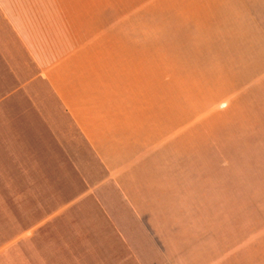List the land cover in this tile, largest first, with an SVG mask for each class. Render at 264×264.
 Masks as SVG:
<instances>
[{
	"label": "rangeland",
	"instance_id": "1",
	"mask_svg": "<svg viewBox=\"0 0 264 264\" xmlns=\"http://www.w3.org/2000/svg\"><path fill=\"white\" fill-rule=\"evenodd\" d=\"M213 6L85 0L89 25L133 27L137 48H152L169 142L164 121L153 155L123 178L128 193L63 213L19 188L0 155V264H264V120L242 99V69L226 63L237 51L224 48Z\"/></svg>",
	"mask_w": 264,
	"mask_h": 264
},
{
	"label": "crops",
	"instance_id": "2",
	"mask_svg": "<svg viewBox=\"0 0 264 264\" xmlns=\"http://www.w3.org/2000/svg\"><path fill=\"white\" fill-rule=\"evenodd\" d=\"M209 2L225 27L224 48L237 51L226 63L242 69V99L263 122L264 0ZM135 33L89 25L85 0H0V155L41 205L48 195L59 213L85 210L91 195L128 193L123 178L153 155L164 121L169 142L152 48L138 49ZM161 71L163 82V63Z\"/></svg>",
	"mask_w": 264,
	"mask_h": 264
}]
</instances>
